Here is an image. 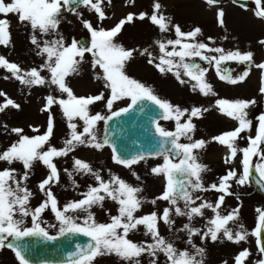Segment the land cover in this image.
I'll list each match as a JSON object with an SVG mask.
<instances>
[{"label":"snow or ice","instance_id":"1","mask_svg":"<svg viewBox=\"0 0 264 264\" xmlns=\"http://www.w3.org/2000/svg\"><path fill=\"white\" fill-rule=\"evenodd\" d=\"M204 2L211 7L218 5L220 0ZM237 2L232 0L233 4ZM112 3L113 0H0V46L8 47L11 43L9 17L15 15L17 22L29 32L28 43L35 54L42 58L40 65L26 70L0 55V69L10 73L4 79H15L26 89H49L39 110L47 114L43 132L39 127L29 125L30 131L35 133L30 136L24 128L9 129L7 124L0 125L5 132L16 137L8 146L0 149V164L6 165L0 168V250L10 249L18 264H29L20 243L25 238L55 241L58 237L71 234L88 237L89 242L77 245V250L69 254V264H95L98 258L106 256H114L118 264H144L145 259L147 264H161V256L165 258L164 264H205L206 248L195 245L193 237H199L202 243L227 241L237 245L254 237L260 258L251 264H264V208L255 209L256 224L249 231L239 223L242 201L233 190L234 185L240 188L249 185L254 171L256 183L264 191V111L255 116V135L248 134L254 127L249 110L258 104V100L216 99L213 107L221 115L235 121L237 126L210 139H196L197 125L194 121L202 119L210 108L195 105L182 108L161 98L152 87L131 77L126 71L128 64L137 56L144 57L161 75L170 73L179 84L190 85L192 92L214 97L217 93L207 80L209 67L214 69L219 80L237 85L247 79L249 71L234 77L230 69L222 66L227 62L248 64L262 72L259 94L264 97V62L256 63L251 50H226L215 46L216 41L212 37H207V42L200 40L202 29L198 26L183 31L179 24L164 14L159 0H153L151 13L130 11L113 26L105 28L103 22L110 18L106 9ZM253 3L254 16L264 21V0H253ZM125 6H135V0H125ZM239 6L245 8L244 4ZM81 8L95 15V25L84 17L83 11L79 10ZM65 13L74 15L82 28L87 30L90 36L88 44L74 37L69 40L60 31ZM224 16V10L218 8L216 21L220 28H225ZM145 20L161 34L174 33V39L153 42L159 55L153 54L151 45L127 48L117 42L126 25ZM258 43L264 47V39ZM87 57L91 58L93 79L102 82L103 90L78 96L70 86L69 77L80 75L81 66L88 62ZM196 58L206 62L209 67L196 63ZM0 98H3L0 113L8 109L21 110V105L3 90H0ZM144 101L158 109V115L153 119L155 133L159 137L153 145L154 151L138 150L134 154H127L118 150L106 135L98 136L100 122L108 126L110 121L132 113L138 107L143 110L147 107ZM119 102L127 103L125 107H114ZM98 103L103 105L105 111L93 113L92 106ZM57 106L68 129L60 147L51 143L55 129L53 108ZM161 120L173 122V129L163 127ZM241 139L246 140V146H239ZM211 143L227 149L224 163L229 167L216 182L206 186L204 175L210 169L202 162L200 152ZM80 147L96 151L110 148L113 163L130 170L137 182L141 181V177L134 166L147 163L149 158L160 159L161 162L150 167L148 172L153 177L163 179L162 192L148 200L142 195L144 188L140 184H130L120 176L111 174L110 170L109 178L105 179L89 162L75 156L71 157V169L61 170L57 161L69 157ZM37 163L47 170V174L36 186L41 199L34 206L31 201L35 193L27 182ZM16 164L21 165L22 170L14 167ZM61 171L74 189L79 188L75 176L91 177L94 184H88L87 190L79 193V199L61 204L52 191L60 183ZM201 192L216 193L215 202L203 200L198 195ZM233 196L238 202L237 206L224 213L222 208L226 198ZM107 201L116 206L115 214L105 207ZM161 201L167 202L168 206L160 211L138 215L145 204L158 207ZM97 208L104 212L108 222L97 220L93 211ZM47 210L54 213L57 224L42 226L45 222L41 217ZM206 210H211V218L206 217ZM175 217L186 218L187 223L178 231L185 233L186 243L192 251L178 249L173 241L161 235V224L167 226L170 232L176 231ZM198 217L206 220L202 229L193 224ZM26 218L30 220V226L26 224ZM141 226L143 235L148 239L134 242L129 238L130 234L137 232ZM49 228L57 229V235H51ZM251 256L252 252L245 248L234 256V264H246ZM222 264H228V261Z\"/></svg>","mask_w":264,"mask_h":264},{"label":"rangeland","instance_id":"2","mask_svg":"<svg viewBox=\"0 0 264 264\" xmlns=\"http://www.w3.org/2000/svg\"><path fill=\"white\" fill-rule=\"evenodd\" d=\"M163 5V12L165 15L172 18L175 24H179L183 31L187 32L194 27H200L202 29V36L200 40L207 42V37H212L216 41L215 46H220L226 50L240 49L241 51L251 50L254 53V61L256 63L264 62V47L260 46L258 41L264 39V21L256 18L253 13L254 3L253 0H248L245 8H241L240 4H233L232 0H220V3L216 6H208L204 0H159ZM153 0H135V6H125V0H113L112 5L106 9L107 15L110 17L103 22V27L108 28L118 22L128 12L146 11L151 13ZM218 8H222L225 12L224 21L225 28H220L216 21V12ZM247 9V10H245ZM83 11L84 17L91 20L95 25L97 23L95 15L87 10L79 9ZM11 21V43L8 47L0 46V55L5 56L9 61L15 62L23 69H30L37 67L42 62V58L35 54L33 47L28 43L29 32L26 28L17 22L15 15L9 17ZM71 21V23H69ZM60 31L69 40L76 38L80 35L87 37L88 44L90 42V36L86 29H83L80 22L74 15L69 13L64 14V20L60 25ZM227 36L228 39H224ZM174 33L161 34L159 31L151 25L147 20L136 21L132 25H126L117 42L122 43L125 47H149L153 46V54L159 55L158 49L155 48L153 42L158 39H174ZM88 62L81 66L80 75H74L69 77L70 86L73 88L76 95H88L96 94L103 90L102 82L94 81L93 72L90 66V57H87ZM202 67H209L206 62L199 61ZM222 67H226L232 71V75L238 76L243 71H249L247 79L237 85H230L218 79L214 69L209 67L207 74V80L213 85L216 96L204 97L198 93H194L190 90V85L184 86L177 82L172 74L161 75L155 67L149 65L144 57L137 56L127 66V73L141 81L142 83L152 87L155 93L161 98L171 101L173 104L180 105L182 108L190 106L208 107L211 110L205 113L204 117L200 120L194 121L197 125L195 132V138L210 139L213 136L219 135L222 132H226L234 129L237 124L233 120H226L213 106L216 99L224 98L228 100L236 99H252L256 98L258 104L249 110V118L253 119V130L250 135H255V116L261 111H264V97L259 94V87L261 83L262 72L255 68L253 65L239 64L236 62H227ZM46 74V73H42ZM10 75L5 70L0 69V90H3L7 95L21 105V110L8 109L4 113H0V125L7 124L8 128L21 127L24 128L28 135H35L29 129V125L39 127L41 132L44 131L46 126L47 114H42L39 110L43 106L44 96L49 94V89L46 87H34L32 89H26L15 79L5 80L4 76ZM185 79H187L185 77ZM3 98H0V102ZM127 102H119L114 107H123ZM97 111L104 112L103 105L98 103L92 106V112ZM55 114V129L54 137L51 143L57 147L62 146L63 140L67 136L68 129L66 127L65 119L62 116L58 106L53 108ZM227 122V123H226ZM229 122V123H228ZM102 123L97 127L98 136L102 132ZM161 125L168 130H172L174 125L171 121H160ZM242 134V135H248ZM16 139L15 135H10L0 127V149L8 146ZM181 142H186L182 140ZM240 147L246 146V140L241 139L238 141ZM223 146L216 143H211L205 150L200 152L201 160L204 164H207L210 171L204 175L205 185H209L216 182L218 177L224 175L228 169V165L224 163ZM111 149L105 148L102 151H96L89 148L80 147L75 153L70 154L69 157L61 158L57 161L58 167L63 170L64 168L71 169L72 156L81 158L89 162L94 169L99 170L101 175L105 178H109V170L111 174H115L123 178L130 184H140L144 188L142 195L148 200L159 195L163 190V179L153 177L148 172V169L157 163H160L158 158H149L147 163H141L134 166V170L141 177V181L137 182L131 175L130 170L116 165L111 159ZM256 161L254 160V163ZM6 165L0 164V168ZM236 166H239V160L236 161ZM17 169L22 170V166L19 164L14 165ZM47 170L37 163L29 179L28 186L35 193L31 203L35 206L40 202L41 194L37 191V184L46 176ZM76 182L79 184L78 189H74L71 181L61 171L60 183L55 185L52 189L54 195L61 204L66 203L69 200L79 199V193L87 190L88 184H94L91 177L75 176ZM233 190L236 195L240 197L242 201V207L240 211L239 223H242L245 228L251 231L256 224L257 213L255 209L257 207L264 208V197L256 190V188L250 182L243 188L235 186ZM203 200L214 203L217 194L214 192H201L198 193ZM199 203V201H198ZM237 200L233 197H227L222 211L226 213L232 208L237 206ZM167 202H158V207H154L151 204H145L138 215H143L151 211H160L164 207H167ZM105 207L112 210V214H115V205L111 201L105 203ZM96 213V218L99 222H108L107 216L100 209H93ZM211 210H206V217H212ZM45 222L44 225L57 224L54 213L51 210H47L41 217ZM176 231L170 232L167 226L161 224V235L174 242L175 246L180 249H188L192 251L191 246L186 243L185 233L179 232L184 223H187L184 217H175ZM205 218H196L193 224L197 228H203L205 225ZM26 224L30 226V220L26 218ZM235 228V225H233ZM48 231L55 232L57 229L49 228ZM143 226L135 232L130 234V239L134 242H140L147 240L148 238L143 235ZM193 243L200 247L206 248V260L205 264H222L227 260L228 264H234V256L239 251L247 248L252 252V256L246 261V264H251L252 261L260 258V254L257 251L255 238L250 237L247 242L241 244H233L231 242H217L202 243L199 237H193ZM161 264H164L165 258L161 256ZM0 264H18L15 259L14 253L10 249L0 250ZM95 264H118L117 259L113 257H101L98 258ZM144 264H147L145 259Z\"/></svg>","mask_w":264,"mask_h":264},{"label":"water","instance_id":"3","mask_svg":"<svg viewBox=\"0 0 264 264\" xmlns=\"http://www.w3.org/2000/svg\"><path fill=\"white\" fill-rule=\"evenodd\" d=\"M247 2L248 0H238L237 3L246 5ZM77 40L86 44L87 37L80 35ZM197 61L201 60L196 58L195 62ZM143 104L147 105L143 110L138 107L132 113L110 121L108 126L103 123L101 137L106 135L118 150L127 154H134L138 150L154 151L153 145L159 137L155 133L153 119L158 115V109L148 101H144ZM256 179L257 175L253 171L251 183L264 197V191L260 189ZM49 233L57 235V231ZM88 242V237L69 234L58 237L55 241L32 237L25 238L20 243L23 245V252L29 264H69V254L77 250V245H84Z\"/></svg>","mask_w":264,"mask_h":264},{"label":"bare ground","instance_id":"4","mask_svg":"<svg viewBox=\"0 0 264 264\" xmlns=\"http://www.w3.org/2000/svg\"><path fill=\"white\" fill-rule=\"evenodd\" d=\"M224 117H225V116H224ZM225 119H226V120H228V121L230 120V119H229V118H227V117H225ZM226 123H227V122H226ZM228 123H229V122H228ZM223 151H224V153L227 155V149H226V148H224V150H223Z\"/></svg>","mask_w":264,"mask_h":264}]
</instances>
